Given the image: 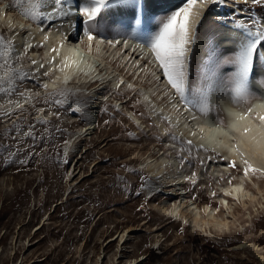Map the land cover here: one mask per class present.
Instances as JSON below:
<instances>
[{"label":"rangeland","instance_id":"374dc122","mask_svg":"<svg viewBox=\"0 0 264 264\" xmlns=\"http://www.w3.org/2000/svg\"><path fill=\"white\" fill-rule=\"evenodd\" d=\"M22 7L26 8L27 3ZM214 9L203 19L193 45L191 66L194 71L207 63L210 50L224 51L220 45L230 36L226 33L233 20L230 10L219 5ZM21 12L22 8L14 6L12 0H0V34L14 41L16 53L13 55L23 52L25 43L34 45L14 66L31 74L38 66H33L32 60L44 63L38 79L48 88L26 80L18 82L16 94H0V264H128L136 257L137 264H264L257 253L264 255V175L245 178L242 174V184L253 197L232 200L229 208L219 211L225 222L220 230L205 219L202 207L207 204L219 208L215 200L218 187L228 185V180L240 182L238 178L243 169L239 166L229 167L230 172L221 175L226 179H220L221 176L210 175L211 171L218 172V164L224 163L220 156L201 151L199 157L207 159L211 155L213 159L205 160L202 166L194 154L191 163H185L181 169L174 151L179 171L185 177L195 173L196 183L193 185L185 179L184 185H179L185 194L177 197L166 195V188L159 187L164 178L177 171L160 163L171 157V142L163 135L167 125L158 117H152L151 109L155 107L157 112L167 109L165 102L158 99V93L166 89V81L149 50L146 48L153 65L140 55L131 56L127 62L129 66L131 60H135L134 64L138 60L136 66L139 65L141 72L135 79L125 73L127 67L122 64L128 50L124 52L118 47L121 62L111 60L107 56L111 49L105 43L103 55L95 54L97 61L115 77L122 75L124 84L120 89L107 87L98 98L87 97L83 94L84 86L76 78L66 85L60 81L54 72V63H47L54 56L53 47L44 41V35L51 36L57 28L60 32L57 41L65 45L81 39L82 32L73 28L65 35L64 26L56 25L59 20L51 31L45 27L42 32L40 25ZM117 14V10H111L104 21L112 29L130 31L131 18L128 15L116 17ZM250 14L264 17V6L252 8ZM75 20L76 17L67 20V26ZM20 21L31 24L33 32L18 31ZM41 43L44 47H35ZM49 68L52 69L50 78L44 77L43 72ZM260 71L264 75V69ZM127 84H132L133 89H128ZM55 89L72 90L75 95H69L62 106H52L46 101L59 98L49 95ZM19 92H24V97ZM29 96L31 100L27 99ZM9 100L12 103H8ZM82 102H86V106L82 107ZM16 103L23 108H16ZM244 106L246 104L241 103L237 107ZM212 115L218 121L217 114ZM218 115L224 121L220 107ZM38 117L49 123H37ZM90 121L93 125L85 130L84 126ZM135 121H139V126ZM14 124L19 132L6 131ZM32 125L37 137L43 135L47 142L37 139L35 145L29 147L33 140L23 133ZM173 130L176 132L175 128ZM13 136L16 139H12ZM17 146L21 151L15 162L4 163L9 151ZM65 151L67 163L62 162ZM30 152L35 155L29 157ZM141 176L148 180L151 192L148 188L141 190ZM178 199L182 201L180 212H172ZM192 202L197 205V215L190 213L187 206ZM254 244L258 245V250Z\"/></svg>","mask_w":264,"mask_h":264},{"label":"snow or ice","instance_id":"6c2138e0","mask_svg":"<svg viewBox=\"0 0 264 264\" xmlns=\"http://www.w3.org/2000/svg\"><path fill=\"white\" fill-rule=\"evenodd\" d=\"M25 2L27 3L26 8L22 7ZM157 2L158 0H12L14 6L22 8L21 14L23 16L40 25L42 32L45 27L51 31L57 20L63 22L76 17L70 26L75 27L77 23L79 24V30L89 42V51L93 47V42L97 40L99 43L106 42L112 47L122 44L124 49L129 48V40H134L140 50L147 48L157 70L161 72L166 81L165 96L168 97L169 102L177 101L171 106L178 114H191L186 116L189 121H196L195 113L208 116L215 112L218 122L222 124L223 121L218 115L219 106L212 103V96L226 95L237 106L241 103L249 105L243 113L232 114L235 120L232 124L233 129L239 130L238 125L241 121L256 120L260 129L264 130V114L260 111V109H264V104L256 107L250 106L252 99L264 98V75L260 71L264 69V17L250 14L252 8L264 6V0H250V6L249 0H164L158 11L153 9V5ZM241 4L244 7H240ZM218 5L230 10L233 16L230 23L233 35L225 39L224 51L217 52L213 48L206 56L207 63L203 65V68L197 66L194 71L191 66V54L194 52L193 45L199 34L200 25L208 12ZM113 9H120L131 18L130 31L112 29L104 21L105 15ZM62 26L61 23L59 27ZM110 35L112 36L111 39H109ZM48 39V35H44V41ZM62 46L63 42H61ZM32 47L34 45L31 43H25L23 52L13 55L16 53L14 41L7 40L0 34V71L3 73L0 75V94L8 96L16 94L18 82L23 83L26 80L34 81L44 89L48 88L47 84L41 83L38 79L41 69L45 66L44 63L32 60L31 64L38 66L33 69L31 74L14 66L15 62L25 57L28 49ZM35 47H44V44L41 43ZM135 50L133 49L134 52ZM51 51L57 56L60 55L59 48H53ZM76 55L75 51L70 50L69 55L64 56L61 61L59 70L64 72L65 69L74 67V71L84 72V69L79 66L80 61L74 59ZM55 59L56 56H53L47 63L51 65ZM51 71L52 69L49 68V71L43 72V76L50 78ZM152 75L154 76L155 73ZM70 79V76L65 75L64 84L66 85ZM156 79L159 80V77ZM123 84L124 81L120 80L116 84V89H120ZM126 87L133 89L132 84H127ZM19 95L24 97V92H19ZM49 95L59 98L46 101V103L59 107L64 104V100L69 95H75V93L72 90L55 89ZM27 99L31 100L32 97L29 96ZM144 99L147 100L148 97H144ZM104 100L107 101V97ZM8 103H12V101L9 100ZM83 106H86V102H82ZM15 107L22 109L23 105L16 103ZM115 107L119 109V105ZM77 110H82V108ZM103 110L107 111L106 108ZM40 111L43 112L44 109ZM55 115L58 116L59 114L56 113ZM140 115L144 116L145 114L141 113ZM151 116L158 117L161 122L167 125L163 135L171 142L176 158L180 161L181 169L185 163H191L194 154H196L199 163L204 166L205 159L198 155L201 151L212 152L219 157V153H216L214 148L209 149L203 143L196 145L192 139H185L183 134L178 135L173 129L180 125V119L174 123L170 116L163 115L162 110L157 112L155 107L151 109ZM37 123L47 125L49 121L38 117ZM135 123L139 126V121H135ZM150 126L158 127V125ZM34 128L35 125H32L28 131L23 133L24 136L33 140V145H29V147H33L37 139L41 142H47V137L43 135L37 137ZM6 131L19 132L20 129L16 128L14 124L12 128L6 129ZM45 131L48 130L45 129ZM251 131L250 126L245 125L243 127L244 134ZM199 132L203 134L204 129L200 128ZM191 135L196 136L197 132L192 131ZM11 138L16 139L15 136ZM177 145L179 148L176 147ZM7 147L10 148L11 146ZM232 150L238 151L237 148ZM20 151L18 146L9 151L8 156L4 158V163L15 162ZM33 155H35L34 152L29 153V157ZM240 155L243 157V153ZM64 157L62 162L67 163L66 151ZM219 158L226 159L224 157ZM207 159L211 161L213 157L209 155ZM24 162L21 161V163ZM227 163L233 169L237 167L234 160ZM243 164L245 178L264 175V169L254 167L247 159H243ZM122 167L126 168L124 165ZM195 175L193 173L192 177H185V179L195 185ZM140 179L141 190L148 188L151 192L148 180L144 176H141ZM220 179H226V177L221 176ZM228 183L231 184L232 180H228ZM225 194L232 195L231 192ZM212 196L215 197L216 193L213 192ZM195 198L194 196L193 199Z\"/></svg>","mask_w":264,"mask_h":264},{"label":"bare ground","instance_id":"6f19581e","mask_svg":"<svg viewBox=\"0 0 264 264\" xmlns=\"http://www.w3.org/2000/svg\"><path fill=\"white\" fill-rule=\"evenodd\" d=\"M164 0H158V2L153 5L154 10H159V8L163 5ZM118 11L117 16H126L127 13L120 10V9H115ZM212 10H215L214 8ZM217 11V10H216ZM215 18L218 15L217 13H214ZM75 18V17H72ZM67 20L61 22L58 21L56 25H60L61 23L63 24L65 28V35L70 32V29L72 30L75 27H68L67 25L68 22ZM112 26H116V24H112ZM18 31L22 32H33V27L31 24H28L27 22L20 21L19 24L17 25L16 28ZM219 29V28H218ZM224 31V30H223ZM80 32H82L80 30ZM51 36H49V39L46 42V45H52L53 48H59L60 49V55H56V53L52 52V55L56 56L54 63V72L57 74V77L60 79V81H64L65 75H68L71 77V79L76 78L78 83H81L80 85L84 86V91L83 94L87 97L91 98H98V95H101L103 91L107 88H115L116 84L122 79V75L115 77L114 74L109 72L106 67H104L101 63H98L97 61V55H103V48L106 46V42L104 43H99V41H94L93 42V47L89 51L88 49V40L86 36H83L81 39L78 41L70 42L69 44H64L63 41V46L61 47V42L57 41L58 37L60 36L59 30H56L55 32H52ZM79 33V31H78ZM226 33L229 34L231 37L233 35L232 29L229 28L226 30ZM225 34V35H227ZM220 35H223L222 32ZM69 37V36H68ZM226 39V37H225ZM20 41H17L19 43ZM225 42V41H224ZM83 43L86 44V46H83ZM221 47L223 46L225 48V43L220 45ZM121 47L124 49L123 45H117L115 47H112L109 45V49H111V52L107 54L108 58L111 60H117L119 59L120 54H117V48ZM222 47V48H223ZM133 49H136L135 52ZM29 50L32 51V48ZM70 50L75 51L77 55L74 57V59H77L80 61V68L84 69V72H76L74 71V67H70L68 69H65L64 72H61L59 70V66L61 65V61L63 60L64 56L69 55ZM128 50V55L123 59V65L126 64L127 69H125V73H128L129 77L138 78L139 73L141 72L140 69H138L139 65L136 66V63L134 64L135 60H131L129 66H127V62L130 60L131 56L134 55V58L137 55H140L141 58L143 59H148L147 61L153 65L152 60L148 57V52L146 51V48L143 50H140L138 48L137 42L134 40H129V48L124 49V52ZM106 54V53H105ZM121 58V57H120ZM120 62L122 59H119ZM122 66V65H121ZM151 68V67H150ZM136 69V70H135ZM138 69V70H137ZM130 70L132 73H130ZM86 73V74H85ZM54 74V73H53ZM55 78V77H54ZM70 79V80H71ZM69 80V81H70ZM43 81V80H42ZM64 83V82H63ZM55 85V84H54ZM79 85V86H80ZM122 86V85H121ZM167 89L163 90L162 92L158 93V99L159 101H162L163 103L165 102L167 109H161L163 115L170 116L175 123L177 119H180L181 123L178 127H176V133L178 132L179 134H183V137L185 139H192L193 143L196 145H199L203 143L207 148L209 149H215L216 153H219L220 157H224L226 159L224 160V163L222 162L221 164H218V172H210V175L214 176H221L223 174H226L230 172V168L227 165L228 161H235L236 166H239L241 169H243L244 164H243V159H247L254 167L256 168H261L264 169V130L260 129L259 123L256 120H245L241 121L238 125L239 130H235L232 128V124L235 122L234 120V115L236 113H243L246 110V107L249 105H246L244 107H237L233 105L229 98L227 97H219V98H212V102L216 103L220 109L223 108L224 112L222 111V114L226 121L224 120L223 123H219L216 121L213 117L212 114H209L208 116H201L198 113H195L197 116V119L195 122L189 121L186 119L187 115L191 114H185V115H180L178 114L173 108L172 104L177 103L176 100H172L169 102V99L167 96H165V92ZM98 96V97H97ZM150 102V101H149ZM264 104V98H259V99H252L250 101V106L256 107L258 105ZM157 110V109H156ZM262 114H264V109H260ZM231 113V114H230ZM134 117V116H133ZM155 119V118H154ZM92 120V119H91ZM94 120V119H93ZM188 121V123L186 122ZM93 122L90 121L87 123L84 127L85 130H88L91 128ZM185 124H187V127H185ZM245 125H248L252 128V131L248 134L243 133V127ZM146 127V126H145ZM203 128L204 132L201 134L199 132V129ZM196 131L197 135L192 136L191 132ZM226 134V135H225ZM203 136V138H201ZM214 137V139H213ZM171 144L169 145V152L171 154V157L164 160H160V163H163V167L172 169V171H177L176 174L169 175L168 177L164 178L163 181H161V185L159 187L166 188L164 192H166V195L168 196H178L181 193H184L183 190L179 185L182 186V181L185 182V174L179 169H178V162L174 158L175 155H173L174 150H172L170 147ZM233 148H237L238 151H233ZM240 153H243V157L240 155ZM205 155V154H204ZM208 156V155H207ZM207 160V159H205ZM220 160V159H219ZM166 162V163H164ZM226 162V163H225ZM164 169V168H163ZM168 170V169H167ZM220 170H223V172H220ZM243 173H240L238 180L240 182L236 183H231L228 185H223L218 187V199H215L218 202L219 208H213L210 207L209 205L205 204L203 205V213L206 216L205 219L210 221L211 225L216 227L217 229H221L224 227L225 222L223 221V217L219 216V211L229 208L230 203L232 200H240L244 201L247 197L252 198V195H249L247 190H245V186L242 184L241 177ZM165 175V174H164ZM239 189V190H237ZM231 192L232 195H226L225 193ZM180 198V196H179ZM183 198H181L182 200ZM179 201L178 203L175 202L173 204V207L171 208L172 212L179 211L180 212V205L182 201ZM184 200V199H183ZM247 200V199H246ZM192 201V200H191ZM226 202V203H225ZM184 205V204H183ZM186 206V205H185ZM187 206L189 207V210L191 209L190 213H193L194 215L197 213V205L192 203H188ZM186 206V207H187ZM187 207V208H188ZM164 209L165 207L162 206ZM183 208V207H182ZM172 214V213H171ZM218 214V215H217ZM196 220V217L194 218ZM212 220V221H211ZM124 234L121 235L120 238H122ZM119 236V235H118ZM117 237V236H116ZM242 238V237H241ZM255 249L258 250L259 247L257 244H254ZM242 246V245H240ZM258 257L261 260V262H264V255L260 253V251H257ZM138 261L137 257L131 262L129 260L128 264H134V262ZM137 264V262L135 263Z\"/></svg>","mask_w":264,"mask_h":264},{"label":"water","instance_id":"95a60500","mask_svg":"<svg viewBox=\"0 0 264 264\" xmlns=\"http://www.w3.org/2000/svg\"><path fill=\"white\" fill-rule=\"evenodd\" d=\"M222 109V111L224 112V110H223V108H221ZM224 120L226 121V119L224 118Z\"/></svg>","mask_w":264,"mask_h":264}]
</instances>
